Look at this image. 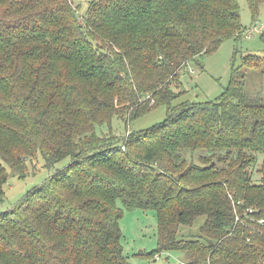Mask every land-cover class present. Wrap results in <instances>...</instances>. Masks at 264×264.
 I'll use <instances>...</instances> for the list:
<instances>
[{"label":"trees","instance_id":"1","mask_svg":"<svg viewBox=\"0 0 264 264\" xmlns=\"http://www.w3.org/2000/svg\"><path fill=\"white\" fill-rule=\"evenodd\" d=\"M74 2L0 0V195L38 152L49 169L68 160L0 213V264H131L124 208L156 211V254L264 264V56H243L217 99L174 104L185 67L242 38L239 0ZM247 2L257 20L264 0ZM161 105L164 121L114 133Z\"/></svg>","mask_w":264,"mask_h":264},{"label":"rangeland","instance_id":"2","mask_svg":"<svg viewBox=\"0 0 264 264\" xmlns=\"http://www.w3.org/2000/svg\"><path fill=\"white\" fill-rule=\"evenodd\" d=\"M75 4L82 5L79 8L82 13L88 0H75ZM241 20L244 26V34L239 41L235 38L225 40L214 53L201 59L204 70L191 64L181 71V82L177 91H181L174 104L183 101H207L215 100L221 95L228 85L232 72L242 64L243 56L252 53L264 56V43L261 39V32L264 30V4L261 6L257 20H253L247 0H239ZM262 68L251 70L247 75L245 88L246 96L252 89L251 96L259 95L252 87H257L260 80ZM257 89V88H256ZM260 89V86L257 90ZM262 88L261 92H263ZM166 106L161 105L147 114L133 120L126 126L123 119L115 117L112 128L115 134L126 135L127 131L147 129L166 118ZM128 128V129H127ZM105 125L98 127V131H108ZM202 151V150H197ZM262 156L258 159L253 168V181L259 179L257 169L261 164ZM68 160L59 162L53 168L45 166L44 159L40 152L33 159H28L27 167L22 170H11L9 178L4 184V194L0 195V213L8 210L29 191L31 188L43 183L58 169L63 168ZM206 216H199L190 225H181L178 231V238H195L201 235V227L205 223ZM123 231L122 245L124 255L131 264H187L186 253L182 251H170L156 254L158 248V217L155 210L126 209L120 221ZM154 255L152 256L151 254Z\"/></svg>","mask_w":264,"mask_h":264},{"label":"built area","instance_id":"3","mask_svg":"<svg viewBox=\"0 0 264 264\" xmlns=\"http://www.w3.org/2000/svg\"><path fill=\"white\" fill-rule=\"evenodd\" d=\"M129 133H130V132H129V131H127V133H126V135H125V136H128V135H129ZM122 148H123V149H125V146H124V145H122ZM250 211H252V210H250ZM259 222H260L261 224H263V225H264V218L260 219V220H259Z\"/></svg>","mask_w":264,"mask_h":264}]
</instances>
